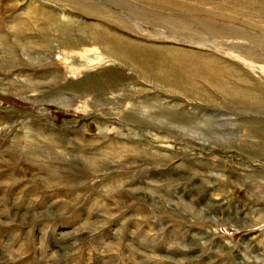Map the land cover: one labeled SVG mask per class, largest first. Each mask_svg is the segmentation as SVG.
Here are the masks:
<instances>
[{"label": "rangeland", "instance_id": "obj_1", "mask_svg": "<svg viewBox=\"0 0 264 264\" xmlns=\"http://www.w3.org/2000/svg\"><path fill=\"white\" fill-rule=\"evenodd\" d=\"M31 1L0 0V36L9 43L3 55L12 61L0 67V264H264V104L234 106L216 93L193 100L123 62L91 65L82 45L48 41L23 51L7 23ZM92 1L130 16L122 6L129 0ZM130 18L138 32L100 23L142 44L236 62L247 81L260 76L252 67L261 64L237 57L243 47L188 41ZM108 70L117 96L74 86ZM152 99L149 111L137 107ZM131 107L135 117L127 118ZM183 112L207 125L169 117ZM33 139L50 159L24 156ZM13 140L20 141L15 150Z\"/></svg>", "mask_w": 264, "mask_h": 264}, {"label": "bare ground", "instance_id": "obj_2", "mask_svg": "<svg viewBox=\"0 0 264 264\" xmlns=\"http://www.w3.org/2000/svg\"><path fill=\"white\" fill-rule=\"evenodd\" d=\"M30 4L25 13L12 16L7 23V27L12 31L14 39L21 45L23 51L28 52L48 41L55 42L63 49L74 50L82 45L88 49L82 50L80 54L84 59H88L91 65L96 59H98L96 64H105L114 60L123 62L126 66L132 67L143 80L155 85H166L167 88L163 87L164 89L193 100H211L216 93L224 99V102L234 106L264 104V0H129L122 3L130 13L129 17L114 13L92 0H32ZM57 4H60L59 9H55ZM66 6L70 9L66 10ZM82 15L96 17L99 24L81 22L75 18ZM130 17H133L134 21L152 25L156 29L160 27L168 29L174 36L180 35L188 41L192 39L197 42L211 40L220 44L232 43L230 48H238V50L243 47L244 50H239L243 51L242 55L237 57L249 66L252 63L261 64L260 68L252 67L253 70H258L261 79L251 74L252 78H248V82L247 76L240 74L242 65L236 62H233L235 64L226 62V64L222 62L223 58L216 55L181 50L171 46L142 44L128 36L119 35L115 30H110L100 23V21L109 22L111 27L135 32L138 28L132 25L137 23L131 24ZM251 28H256L259 32L252 33ZM134 29L136 30L133 31ZM33 30L38 32L34 38L19 39L21 33ZM52 33L56 35L53 34L51 37ZM35 38L39 40H34ZM243 39L250 45L242 46L240 40ZM252 43L256 46L252 47ZM8 44L0 36V67L9 69L12 61L3 55L7 51ZM95 49H98V52H95ZM88 51L95 53L89 57ZM239 51H233L231 54ZM70 57L71 55L66 56L67 59ZM80 66H83L82 63ZM112 71L108 70L106 75L102 74L94 80L91 79L94 76L85 75L74 86L83 87L87 89L86 91L91 90L102 99L110 94L117 96L110 92L116 87L114 85H117V81L114 82L112 79L114 75L109 80L105 78H109L107 73ZM118 88L124 89V86ZM121 94L123 93H119L118 96ZM190 94H195L196 97H190ZM153 102H155L153 99L145 100L137 104V107L149 111ZM171 105L176 107L174 104ZM133 113L131 107L126 110L125 116L134 118ZM187 113H171L169 117L175 121L188 123L195 120L194 123L207 125L206 117L196 119L195 116L192 117ZM18 140L12 141L13 149L20 146ZM34 140L27 142V146L23 149L24 156L35 160L40 156L50 159V152L36 149ZM40 164L49 172L55 171L51 164L45 162Z\"/></svg>", "mask_w": 264, "mask_h": 264}]
</instances>
